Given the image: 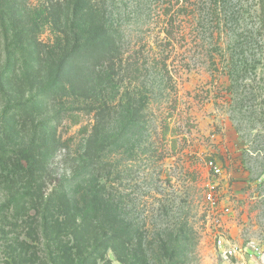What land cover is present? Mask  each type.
Returning a JSON list of instances; mask_svg holds the SVG:
<instances>
[{"label":"rangeland","instance_id":"1","mask_svg":"<svg viewBox=\"0 0 264 264\" xmlns=\"http://www.w3.org/2000/svg\"><path fill=\"white\" fill-rule=\"evenodd\" d=\"M72 3L0 0V153L43 164L31 199L60 185L68 215L91 224L103 258L82 264H259L251 247L222 259L212 234L216 221L264 250V1L91 0L82 26L109 47L83 50ZM5 162L0 206L23 191V167L11 182ZM13 220L0 238L20 231L39 246L28 264H48Z\"/></svg>","mask_w":264,"mask_h":264},{"label":"trees","instance_id":"2","mask_svg":"<svg viewBox=\"0 0 264 264\" xmlns=\"http://www.w3.org/2000/svg\"><path fill=\"white\" fill-rule=\"evenodd\" d=\"M91 6H93L91 0H74V3H72L70 10L71 17L68 21V31L74 37V41H76L75 50H83L85 47H88V45L99 42H102L103 47L106 49L109 47L107 36L104 34L103 29L101 33V30H87L82 26L84 25L83 12H88L89 9L91 10ZM262 12L264 14V4ZM262 26L264 28V15ZM83 30L86 32L84 38L82 37ZM7 114L8 110L4 107L0 113V121H4ZM7 158L8 159H5L2 153H0V163L5 164L6 160H11V164L14 168V170H9L11 177L10 175V178L7 177L8 181L14 182L12 174L17 172V168L23 167L24 169L21 176L23 179V191L18 194L17 191H12L9 188L10 192L8 197L0 206V222L12 218L14 219L12 223L10 222L12 225V233L17 232L19 226H22V231L25 235L35 241L42 240L41 243H43V247L41 249L44 254L43 257L48 264H56L65 258H74L76 254L81 255L84 248L89 244L93 245L91 249L93 253L90 251L86 255L88 257L82 258L79 264L83 263V259L95 260L99 257L103 258L100 254H96V250L100 248V246L99 244L97 245L98 239L96 238L91 224L87 222L86 219H81L80 222H76L70 214L68 215L64 201L61 198L59 199L62 193L60 192L62 191L60 185L55 186L47 195H44V200L40 205L36 203V200H33V198H42L44 194L42 187L45 185L46 181L39 176V171L43 168V164L37 166V163L33 160L30 161L27 167H24L16 164L18 161H14L9 155ZM24 159L26 161L29 160L28 158ZM31 197L33 198L31 199ZM27 202L33 203L31 206H34L36 209L35 214L32 216L29 214L25 216L23 213H20ZM3 212H6V214ZM60 214H63V217L60 218L58 216ZM37 230L40 232V235L37 234ZM19 234L20 231L13 234L14 236L12 237H7L5 235V238H0V258L4 260L6 264H28V260L31 256L38 257V244L20 239ZM65 236L71 239V245L64 241ZM58 244H61L64 249L62 250Z\"/></svg>","mask_w":264,"mask_h":264},{"label":"built area","instance_id":"3","mask_svg":"<svg viewBox=\"0 0 264 264\" xmlns=\"http://www.w3.org/2000/svg\"><path fill=\"white\" fill-rule=\"evenodd\" d=\"M207 200L211 207H216V201L210 193H207ZM215 228V233H213L214 247L217 250L220 257L224 260H229L232 257L243 258L244 253L249 252V248H253L255 254L260 258L259 264H264V250L260 249L259 246L254 241H249L245 245L236 246L233 238L225 233L223 230H217L221 227L218 222L213 224ZM218 227V228H217Z\"/></svg>","mask_w":264,"mask_h":264}]
</instances>
